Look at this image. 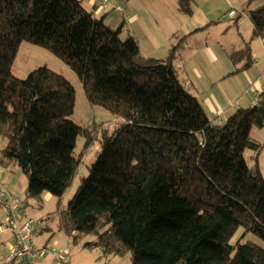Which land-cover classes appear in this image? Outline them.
I'll return each instance as SVG.
<instances>
[{"label":"trees","instance_id":"obj_1","mask_svg":"<svg viewBox=\"0 0 264 264\" xmlns=\"http://www.w3.org/2000/svg\"><path fill=\"white\" fill-rule=\"evenodd\" d=\"M190 1L177 0L188 13ZM247 14L251 36L264 38V4ZM122 27L81 0H0L1 173L20 168L26 199L55 196L59 229L73 243L92 235L83 246L103 257L130 254L124 264H264L263 247L232 242L239 227L264 241L257 162L263 143L251 135L253 126L264 127V88L251 106L214 121L178 81L174 48L165 58L147 56L130 31L120 37ZM22 41L62 60L88 102L120 119L99 128L100 151L66 203L80 162L76 138L83 133L87 147L97 130L71 120L75 90L64 75L45 65L22 78L12 74ZM226 54L229 75L253 63L247 41ZM246 148L254 151L253 165Z\"/></svg>","mask_w":264,"mask_h":264},{"label":"rangeland","instance_id":"obj_2","mask_svg":"<svg viewBox=\"0 0 264 264\" xmlns=\"http://www.w3.org/2000/svg\"><path fill=\"white\" fill-rule=\"evenodd\" d=\"M107 1L105 22L113 27L123 22L120 37L124 38L127 30L130 31L136 37L143 54L165 58L170 49L174 48L172 66L178 81L187 91L197 96L205 107L206 98H211L212 95L221 97L224 107L233 108L238 99L242 106H249L245 105L249 103H245L246 98L242 99L241 94L250 83L245 82L242 73H236L234 76H229L227 73L228 69H233V64L226 50L232 46L234 49H239L245 41L248 42L254 59L247 70H250L249 74L253 79L263 73L259 82L264 85V56H260V52L263 51L262 38L251 36L252 28L247 14L249 9L264 4V0H191L190 13L181 9L177 0H132L137 11L134 21H131L132 18H127L124 12L116 10L117 4L125 10L129 5L128 0ZM81 3L85 8L91 7L88 0H81ZM237 15L238 18L235 20ZM256 58L259 60L256 61ZM41 65L64 75L73 86L75 102L71 120L82 127L90 126L91 129L97 130V133L91 130L93 136L87 147L83 133L76 138L74 153L80 158V162L71 185L63 194L62 201L66 203L76 190L80 176L88 173L89 165L100 151L99 128L102 125H112L120 119L104 107L90 104L75 72L41 46L22 41L12 63L11 72L22 78ZM217 74H223L225 77L217 79ZM252 88L258 91L259 87L253 83ZM244 96L247 97V94ZM251 135L263 143L257 162L264 178V127L253 126ZM4 143L0 142V146ZM243 155L247 163L253 165L254 151L246 148ZM0 180L3 181L6 191L14 192L21 199L25 215L20 219L33 218L38 220L43 228L45 224L48 226L33 237L35 244L39 242V236L42 239L43 237L50 239L54 234L55 238H58L57 234L62 235L63 231L58 227L55 196L45 192L40 198L26 199L24 194L26 176L14 165L3 169ZM3 199L0 198V260L10 251L13 231L10 227H5L9 215L1 201ZM91 239H93L92 235H87L76 243L69 239L70 254L78 255L84 264H124L129 260L130 254L103 257L97 249L84 247L83 243ZM237 239L241 242L251 241L264 248L263 240L253 233H243L241 227L235 232L232 242ZM46 246L55 248L51 244Z\"/></svg>","mask_w":264,"mask_h":264},{"label":"crops","instance_id":"obj_3","mask_svg":"<svg viewBox=\"0 0 264 264\" xmlns=\"http://www.w3.org/2000/svg\"><path fill=\"white\" fill-rule=\"evenodd\" d=\"M93 1L94 0H88V3L93 8L94 13L96 15L97 14H99V15L104 14V19H105V14L107 13L106 7H94L93 6ZM128 3L131 6L128 5L125 10H123V8H122L121 10H118V11L124 12L126 14L127 18H132L131 21H134V18H136V16H137V14H136L137 13V11H136V5L133 4L132 0H128ZM250 25H251V28H252L251 21H250ZM263 40H264V38H262L261 49L264 51ZM231 48H234V46L229 47L226 50V52L229 49H231ZM263 51L260 52V56H262V57L264 56ZM258 60L259 59L256 58V61H258ZM208 61H209V63H211L209 59H208ZM253 61H254V59H253ZM230 71L231 70L228 69L227 70V73H229ZM249 72H250V70H247L246 69V70H244L242 72H239V73H242L245 82H248V84L250 83L249 84V87L247 86L246 89H244L242 91V94L241 95H242V99L243 98H246V101L247 102H245V103H249V104H245V105L251 106L254 103V101H255L254 100L255 99V94L258 91L262 90L264 88V85L263 84H260V82H259V81H261V75L263 73H261L260 77H257L256 79H253L252 76L249 74ZM234 75L235 74H230L229 76H234ZM222 76H223V74H217L216 77H217V79H219ZM223 77H225V76H223ZM226 77H228V76H226ZM251 79H253L254 82ZM253 83H255L256 85H258V87H259L258 88V91L257 90H252L253 89L252 88ZM251 93H252V95H251ZM245 94H247V97L244 96ZM192 95H194V94H192ZM199 102H200L201 106L203 107L206 115L209 118H210V116L213 117L212 120H214V121H221V120L225 119V117H227L236 107L243 105L242 103L239 102V99H238L237 103L234 104V107L233 108H231L230 106H228V107L225 106L224 107L223 106V100H222V98L221 97L219 98V97H217L215 95H212L211 98L210 97L206 98V100L204 102L206 104V107L204 106V104H203V102L201 100H199ZM245 107H248V106H245ZM20 215H21V218L25 215V208L24 207L21 208ZM47 228H48V226L46 224H45V227L44 228H43V226H41L40 232L38 234H40L44 229H47ZM54 236H55V234H54ZM57 236H58V238H55V237L53 238L52 237L50 239H48L49 237L48 238L47 237H43V239L45 241L39 236L38 237V238H40L39 239V242L37 244H35V245L37 247H42V246H46L47 244H51L52 247L59 248V249L65 248V246H66L67 243L70 245L69 238H68V236L64 232L62 233L61 236L59 234H57ZM13 240H14V237H13V231H12V234H11V241L12 242H11V244L13 243ZM11 247H10V251L8 252L7 255H9L11 253ZM4 257H5V255L3 256V258ZM67 258H68V260H69V262L71 264H84V262H82L81 259L78 258V255H71L70 254V252L68 250V247H67ZM21 264H52V258H51L50 255H45V256H41V257H35V258L25 259V260L22 261Z\"/></svg>","mask_w":264,"mask_h":264},{"label":"built area","instance_id":"obj_4","mask_svg":"<svg viewBox=\"0 0 264 264\" xmlns=\"http://www.w3.org/2000/svg\"><path fill=\"white\" fill-rule=\"evenodd\" d=\"M93 3L97 7L108 6L107 0H94ZM117 9L120 10L121 7L117 6ZM0 198H5L1 201L9 215L5 227H10L13 230L14 237L11 253L5 256L3 261H23L25 259L50 255L52 258V264H71L67 258L68 243L63 249L48 248L47 246L37 247L35 245L33 237L40 232L41 225L39 221L33 218L20 219L22 201L14 192L6 191L3 187V181L1 180Z\"/></svg>","mask_w":264,"mask_h":264}]
</instances>
